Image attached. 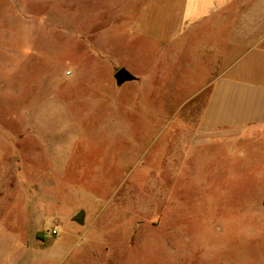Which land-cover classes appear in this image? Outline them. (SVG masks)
I'll return each instance as SVG.
<instances>
[{"label":"rangeland","instance_id":"374dc122","mask_svg":"<svg viewBox=\"0 0 264 264\" xmlns=\"http://www.w3.org/2000/svg\"><path fill=\"white\" fill-rule=\"evenodd\" d=\"M157 1L0 0V264H264V126L198 129Z\"/></svg>","mask_w":264,"mask_h":264},{"label":"crops","instance_id":"0c3cea01","mask_svg":"<svg viewBox=\"0 0 264 264\" xmlns=\"http://www.w3.org/2000/svg\"><path fill=\"white\" fill-rule=\"evenodd\" d=\"M157 12V40L170 47L173 57L186 53L193 69L207 75L194 82L196 91L208 88L198 129L264 126V83L229 73L238 60L247 61L238 69L247 77L255 73L251 63L264 66V0H160Z\"/></svg>","mask_w":264,"mask_h":264},{"label":"water","instance_id":"95a60500","mask_svg":"<svg viewBox=\"0 0 264 264\" xmlns=\"http://www.w3.org/2000/svg\"><path fill=\"white\" fill-rule=\"evenodd\" d=\"M114 78L116 79L117 83H123L124 81L132 80L133 75H131L125 68L121 67L114 73ZM83 217H84V212L81 210L74 215L73 219L77 223L82 224Z\"/></svg>","mask_w":264,"mask_h":264},{"label":"built area","instance_id":"2783aa9c","mask_svg":"<svg viewBox=\"0 0 264 264\" xmlns=\"http://www.w3.org/2000/svg\"><path fill=\"white\" fill-rule=\"evenodd\" d=\"M56 233V230L55 229H52L51 230V234H55Z\"/></svg>","mask_w":264,"mask_h":264}]
</instances>
